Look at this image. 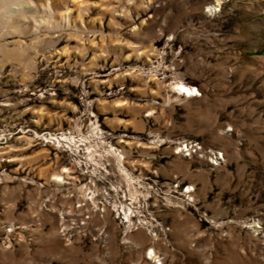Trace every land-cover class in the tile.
Masks as SVG:
<instances>
[{
  "label": "rangeland",
  "instance_id": "rangeland-1",
  "mask_svg": "<svg viewBox=\"0 0 264 264\" xmlns=\"http://www.w3.org/2000/svg\"><path fill=\"white\" fill-rule=\"evenodd\" d=\"M0 5V264H264V0Z\"/></svg>",
  "mask_w": 264,
  "mask_h": 264
},
{
  "label": "built area",
  "instance_id": "built-area-1",
  "mask_svg": "<svg viewBox=\"0 0 264 264\" xmlns=\"http://www.w3.org/2000/svg\"><path fill=\"white\" fill-rule=\"evenodd\" d=\"M190 88L192 89V94L191 95H193L195 93V89L192 88V87H190ZM60 135L61 136H52L51 137V140L53 142H55V143L62 142V143H60V145L61 144L62 145L64 144V147L63 148H64V151H66V152H69V153H72V151L77 152V150H75L76 149L75 146L72 144V141H71L72 140V137H70L69 135L64 134V133H61ZM186 146L188 147V149H194L196 147V144H193V145H191V144L188 145L187 144ZM104 179L105 178H103V180ZM108 188L109 187L105 188V186H103V198L104 199H106V198L111 199L110 192H109V189ZM129 217L131 218L132 216L130 215Z\"/></svg>",
  "mask_w": 264,
  "mask_h": 264
},
{
  "label": "bare ground",
  "instance_id": "bare-ground-1",
  "mask_svg": "<svg viewBox=\"0 0 264 264\" xmlns=\"http://www.w3.org/2000/svg\"><path fill=\"white\" fill-rule=\"evenodd\" d=\"M3 2V1H2ZM1 6V5H0ZM181 88H183V89H185V91H181ZM172 89L174 90V92L176 91L178 94H182V95H186V96H189L190 94H191V88L189 87V86H187V85H185V84H183V83H176L173 87H172ZM66 170H64V172H65ZM52 179H54V180H58V181H62L63 179H62V177H60L59 175H57V176H55V177H53ZM89 191V190H88ZM88 194H93V192L92 191H89L88 192ZM90 199H91V196H90ZM153 257H155L154 255H153ZM152 257V258H153Z\"/></svg>",
  "mask_w": 264,
  "mask_h": 264
},
{
  "label": "snow or ice",
  "instance_id": "snow-or-ice-1",
  "mask_svg": "<svg viewBox=\"0 0 264 264\" xmlns=\"http://www.w3.org/2000/svg\"><path fill=\"white\" fill-rule=\"evenodd\" d=\"M181 91H185V89L181 88Z\"/></svg>",
  "mask_w": 264,
  "mask_h": 264
}]
</instances>
